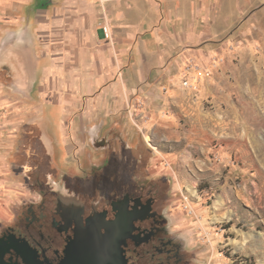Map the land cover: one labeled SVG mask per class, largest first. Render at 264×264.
<instances>
[{"label": "crops", "instance_id": "0c3cea01", "mask_svg": "<svg viewBox=\"0 0 264 264\" xmlns=\"http://www.w3.org/2000/svg\"><path fill=\"white\" fill-rule=\"evenodd\" d=\"M252 5L253 0H0V57L11 52L15 71L12 83L0 84L22 96V125L42 130L51 149L54 140L64 145L79 164L95 161L84 134L99 122L124 134L131 147L135 127L170 140L186 117V96L194 99L202 90L213 95L214 78L227 73L218 56L229 49L215 47V41ZM1 22L15 27L3 31ZM24 101L35 103V117L32 111L24 116ZM46 106L50 117L43 115ZM153 170L160 173L157 164Z\"/></svg>", "mask_w": 264, "mask_h": 264}, {"label": "rangeland", "instance_id": "374dc122", "mask_svg": "<svg viewBox=\"0 0 264 264\" xmlns=\"http://www.w3.org/2000/svg\"><path fill=\"white\" fill-rule=\"evenodd\" d=\"M2 25L3 31L15 27ZM39 33L44 40L45 30ZM223 45L229 53L218 57L228 71L214 78V94L186 96V117L170 140L135 127L145 149L133 155L149 158L151 183L171 194L166 210L187 264H264V0H253L214 44ZM11 90L0 84V222L16 204L38 198L22 172L33 152L42 155L37 134L17 117L23 98ZM31 103L22 107L33 118ZM45 109L50 117L51 108ZM156 164L160 173L153 175Z\"/></svg>", "mask_w": 264, "mask_h": 264}, {"label": "flooded vegetation", "instance_id": "af4514ba", "mask_svg": "<svg viewBox=\"0 0 264 264\" xmlns=\"http://www.w3.org/2000/svg\"><path fill=\"white\" fill-rule=\"evenodd\" d=\"M1 55L0 79L12 83L13 55ZM29 132L41 141L42 155L31 154L22 176L38 198L16 204L11 217L0 222V264H65L83 231L105 233L115 224L132 229L122 246L128 264H187L183 239L171 231L166 210L171 194L151 183L149 158H134L145 149L138 134L131 147L124 134L95 124L84 134L95 161L85 158L79 164L55 140L49 148L42 130Z\"/></svg>", "mask_w": 264, "mask_h": 264}, {"label": "water", "instance_id": "95a60500", "mask_svg": "<svg viewBox=\"0 0 264 264\" xmlns=\"http://www.w3.org/2000/svg\"><path fill=\"white\" fill-rule=\"evenodd\" d=\"M131 232L132 229H122L119 224L109 225L105 233L100 229L85 230L65 264H128L122 246Z\"/></svg>", "mask_w": 264, "mask_h": 264}, {"label": "built area", "instance_id": "2783aa9c", "mask_svg": "<svg viewBox=\"0 0 264 264\" xmlns=\"http://www.w3.org/2000/svg\"><path fill=\"white\" fill-rule=\"evenodd\" d=\"M104 31H105L106 35L108 36V29L107 28H104ZM184 86H188V82L187 81L184 82Z\"/></svg>", "mask_w": 264, "mask_h": 264}]
</instances>
